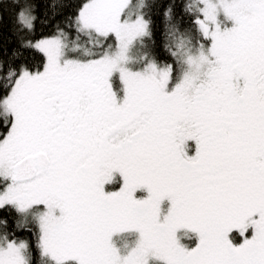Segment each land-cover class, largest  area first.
<instances>
[{"label":"snow or ice","instance_id":"6c2138e0","mask_svg":"<svg viewBox=\"0 0 264 264\" xmlns=\"http://www.w3.org/2000/svg\"><path fill=\"white\" fill-rule=\"evenodd\" d=\"M45 3L0 0V264H264V0H170V59L153 0Z\"/></svg>","mask_w":264,"mask_h":264},{"label":"trees","instance_id":"16d2710c","mask_svg":"<svg viewBox=\"0 0 264 264\" xmlns=\"http://www.w3.org/2000/svg\"><path fill=\"white\" fill-rule=\"evenodd\" d=\"M154 7L152 9L153 11V20H154V37L156 40L157 45V51L162 59H170L166 56V54L163 52V50L160 48L161 44V32L163 30V12L166 5L170 2V0H153ZM182 3V0H176V8L175 12L177 17L180 16V5ZM46 3L45 0H40V9L39 12L41 16L43 15V9L45 8ZM189 18L187 16L184 17V25L187 26ZM14 12L9 6V4H5L2 9H0V57L7 58V56L11 53L13 48L17 47V38L14 34ZM50 31L49 27H42L39 23H37V35H40L41 32L47 33ZM26 55H29L26 53ZM40 57H37V60H39ZM6 217L9 221L8 230H12V220L14 218V214L6 213L3 210H0V218ZM3 229L0 228V231ZM17 236L21 238L28 239L33 247L35 245V237L28 232H17ZM36 256L35 250H34V258Z\"/></svg>","mask_w":264,"mask_h":264}]
</instances>
